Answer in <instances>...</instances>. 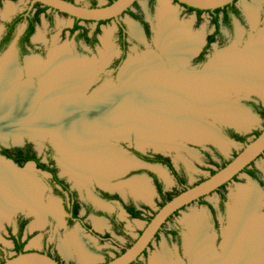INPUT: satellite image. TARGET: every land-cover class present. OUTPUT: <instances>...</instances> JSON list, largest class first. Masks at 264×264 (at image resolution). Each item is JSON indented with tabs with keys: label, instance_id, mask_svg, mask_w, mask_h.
<instances>
[{
	"label": "bare ground",
	"instance_id": "bare-ground-1",
	"mask_svg": "<svg viewBox=\"0 0 264 264\" xmlns=\"http://www.w3.org/2000/svg\"><path fill=\"white\" fill-rule=\"evenodd\" d=\"M259 6L253 3L246 7L252 23H256ZM158 7L156 44L162 55L149 52L142 58L130 56L122 68L119 87L108 82L87 96L95 65L78 59L62 46L51 52L47 71L40 73L38 86L31 81H13L14 53L7 54L0 64V136L6 139L2 135L9 131L15 138L26 131L34 138L54 134L67 170L81 178L88 167L100 184L110 187V177L137 164L109 140L119 135L129 138L127 129L133 123L143 138L141 143L153 139L159 148H175V137L190 136L199 141H215L226 149L225 139L214 127L206 126L203 113L210 112L215 117L219 114L217 119L226 117L237 127L253 123L254 117L242 108L227 104L225 94L231 87L264 92V32L258 39L252 38L244 49H236L238 39L202 71H188L185 66L202 44V35L193 32L191 20L179 21L169 0H159ZM132 29L141 35L138 26L133 24ZM108 38L107 35L104 44H108ZM165 57L168 67L163 61ZM26 60L29 74L41 72L38 59ZM179 69L182 71L177 72ZM11 83L24 85L13 88ZM29 169L27 166L17 170L0 159V224L22 205L44 212L35 196L37 185L28 177ZM128 184L139 198L152 200L153 188L145 176ZM261 192L258 184L251 181L233 195L235 206L230 212L231 227L226 230L228 240L221 246L224 256L214 253L204 217L186 216L187 249L194 264H264V216L261 218L257 212L263 202ZM56 208L54 205L52 209ZM36 224L43 222L39 219ZM97 226L101 227V223ZM67 237L63 247L78 249L83 264L94 261V257L81 250L75 235ZM32 243L38 244L36 240ZM166 256L163 252L154 255L151 264H169Z\"/></svg>",
	"mask_w": 264,
	"mask_h": 264
},
{
	"label": "rangeland",
	"instance_id": "rangeland-1",
	"mask_svg": "<svg viewBox=\"0 0 264 264\" xmlns=\"http://www.w3.org/2000/svg\"><path fill=\"white\" fill-rule=\"evenodd\" d=\"M75 1L80 4L89 5L92 0ZM95 1L97 4L100 5H105L109 3L108 0ZM169 1L173 10L177 11L179 21L191 20V28L193 32L200 33L202 35L203 41L204 39H206V36L209 33H213L215 31L216 24H214L212 16L208 12H204L200 17L201 20H199L196 11L187 10L182 4L178 3L175 0ZM253 3H259L260 5L258 11L259 13H257L258 18L256 20V23L251 22L248 9L246 8L248 4ZM158 6L159 0H154L153 2L151 0H138L137 4L131 8L133 12L141 13L142 15H144V17L150 24L152 28V33L149 39L145 38L143 34L144 32L142 29V25L139 20L133 17L130 13H124L119 17V19H112L100 25V32L97 35L98 40L93 47L91 45H88L86 39L81 35V30L78 29L72 31V28L75 24L74 18L69 15H65L61 12L52 11L51 9H48L47 12L41 14V21L37 23L35 33L32 36L35 49H32V51L26 54L22 59H19L18 57V63L15 57L13 56V62L14 65H16V75L15 78H13V81L14 79H19L20 82L24 84L30 83L31 81L33 84H35V86H38L40 73H42V71H47L46 68L47 63L49 61L48 57L51 55V52L54 48H61L62 46L69 49L72 54H75L77 56L78 59L93 63L95 65V74L93 82L86 91L87 96H90L95 91L102 88L108 82L114 84L116 87H119L122 84L120 77L123 71L121 72V69L123 66H125L126 61L122 62L118 68H112L110 62L112 58L117 57L120 54L117 34L118 23H124L126 25L127 30L137 37H134L135 41L131 46L136 48L135 50L129 49L126 59H128V56L130 55L134 56V58H142L144 54L149 52L153 53L154 55H162L161 49L156 44L157 14L159 8ZM236 6L241 10V19L235 18L234 28L231 29L222 22L223 12H220L219 22L221 24V32L220 35L217 37L216 42L213 44L212 51L208 56L207 61L202 65L191 67V69L193 70L189 68V63H187L185 68H187L188 71H202L204 69L203 67L206 64H212L213 62H215L213 59L216 55L224 53L238 39H240V41L239 43L236 42V49H244L247 43L252 38L258 39L262 34L261 32H264V0H238ZM31 7V0L0 1L1 34L5 29V23L7 20H9L13 15L25 11L26 9H29ZM79 24L87 29L88 36H93L95 34V30L98 27V23L93 21H80ZM133 24L139 27L141 31L140 36L134 33L132 29ZM107 35L109 37V42L108 44H104V40ZM222 38L224 39V41L220 42ZM7 50H5L3 53H0V59L5 56L4 54ZM9 51L11 50H8L7 53ZM78 55L81 57H79ZM32 57H35V59H38L41 63V72H37L35 74L31 73L33 75L29 74L30 72L26 60L27 58L29 59ZM109 59L110 61L107 62ZM163 61L165 63V66L168 67L169 60L165 57ZM20 68L23 69L24 74H29L28 77L24 75L21 79L22 71L20 70ZM180 71L182 70L179 69L177 72ZM24 84L12 85L11 83L10 87L13 86V88H20L21 86L23 87ZM225 99L226 101H228V105L242 108L243 111H246L249 116L254 117L253 123L250 126L246 125V127L240 124L238 127L240 129L237 130L235 125L229 122L226 117H221L217 119V117L221 115L217 114V116L215 117L210 112L207 113L204 111L203 120L205 121L206 126H212L218 131V129L216 128L217 126L222 130L223 133L225 129H232L238 133L246 135L247 141H251L252 139H254L256 134L264 129V117L260 116L256 112V110L252 108L253 106L251 104L256 103V105H258L259 107L264 108V92L260 90L257 92L254 90L248 91L244 88L235 89L231 87L227 90V93L225 94ZM249 109L252 110V113ZM127 130L130 132H128L129 138L124 139V136L119 135V137L117 138L109 139L111 141L110 143L113 144V147L115 146V148L123 152L125 155L126 153L123 149H126V145L142 151H157L170 155L173 158L176 166L184 171L188 185H193L207 178L210 175V169L217 170L220 168V164L222 163V161L214 152V148H216L227 159H232L239 151L242 150L244 146V144L242 143H236L231 141L229 138H224L227 148L223 149V147H221L220 144L216 143L215 141L210 142L205 140L203 142L199 141V139L197 140L190 136H184L174 138V141L178 144V147L159 148L156 143H154L155 140L153 139L150 142L141 143L140 140H143V138L142 136L138 135L137 128L134 123L130 125L129 129ZM2 136H6V139L0 137V142L5 145L21 144L25 140H30L33 142L35 149L39 153H44L46 150V143L50 142L56 147L57 152L58 146L55 143L56 141L54 140V134H45L32 138L26 131L21 132L19 137L15 138L14 133L12 131H9L8 134H3ZM56 157H59V155L56 154ZM61 158L60 160L62 161ZM130 159L132 160V158ZM130 167H128L127 170ZM148 168L152 167L148 166ZM250 168L258 169V171H260V173L264 177V154L259 157L250 166ZM154 170L159 171L160 173L163 172L164 175H166V177L160 175V180H162L163 182L165 192H170L171 194H178L183 189L176 183V181L169 172H165V168H162L159 165H154ZM121 175H118V177ZM141 176L148 177L147 173L137 172L135 173V175H132L128 179H124L125 181L121 180L119 183L116 182L115 184H113L109 180V184L113 186L116 185L117 187L115 186L114 188L122 190L126 199L130 201H135L139 204L140 201L137 198L138 195L132 194L133 192L128 182L134 180L135 177ZM88 177L93 176L88 170L84 169V173L81 176V179H84L83 181H85L86 179H88ZM114 177H117V175ZM251 181L256 183L257 180L254 179L251 175H249L246 171L242 172L235 179L227 183L225 187H223V189L206 195L202 199L193 202L182 210H180L170 222H167L165 224L162 231L159 233V236L151 243L146 254L141 257V260L144 261L145 264H151L154 255L163 252L165 256L167 255L165 258L167 260V263L169 264H194L192 261V257L190 256V253L187 249V236L189 235V229L184 221L187 215L192 214H195V216L197 217H204L208 233L212 237V247L214 249V253H216L218 256H224V252L221 246L228 240L226 230L231 227L230 212L231 208L235 206L233 195L238 192L239 187L246 184L248 185ZM124 186L128 187L131 193L127 189L123 191V189H125ZM38 193L39 188H37V193L35 194V196L38 195ZM261 193L262 195L264 194L263 191ZM33 194L31 193L32 196ZM222 194H224L225 196L226 204L225 211L223 212L221 211L219 206ZM152 198L153 200L148 203V205L151 207V210L148 211V213L146 214L148 215L147 218L145 220L131 218L124 220V227L127 236L113 233V239H115L113 242H110L109 240L105 242H99L96 238L91 237L85 231L81 232V230L78 228V224H75L69 229H66L65 227L58 228L56 223L54 221H51L46 229L45 227H43L40 229L30 230L31 224L33 226V223L31 221L28 225L27 230H29V233L32 232V234L31 238L27 242L26 248H36L51 251L53 252V254L60 256L65 263H69L71 259L76 258L78 264H83L82 255L78 249L74 248V246H70L68 248L62 246L65 239L68 238L67 236L77 234L79 242L86 247L85 252L94 257V261L88 264L103 263L105 261V251H107L113 258L116 256L115 253L117 250L121 251V246L126 248L129 247L131 240L136 239L141 234L147 222L150 221V218L148 217H152L160 209L161 204L163 203V199L158 194H154V197ZM257 212L261 216V218L264 216V213H262V210L260 211V208ZM121 214L122 212H120V215ZM2 223L3 221L1 222V224ZM1 224L0 241L5 244L4 247L6 248L8 254H12V244L9 236L7 235L9 234L7 227L11 225V222L2 224V226ZM102 229L103 224L100 230ZM105 229L106 228H104V230H102L101 232H105ZM34 240H36V242L38 243L37 245H34L32 243V241ZM0 256H3L2 252H0Z\"/></svg>",
	"mask_w": 264,
	"mask_h": 264
},
{
	"label": "flooded vegetation",
	"instance_id": "flooded-vegetation-1",
	"mask_svg": "<svg viewBox=\"0 0 264 264\" xmlns=\"http://www.w3.org/2000/svg\"><path fill=\"white\" fill-rule=\"evenodd\" d=\"M151 1L153 2L154 0ZM108 2L110 3V0H108ZM137 2L138 1H136L133 6H135ZM35 4L32 5L31 8L13 15L9 20L6 21L5 29L0 36V53H3L11 46V44L13 43L14 39L17 36L19 27L22 25H24L23 32L16 43V49L19 59H22L26 54L30 53L32 49H35V45L33 44V40H32L33 35L30 37V40H24V39L21 40V36L27 34V32L30 30L32 26L31 19H29L30 18L29 14L31 12V15H33L34 12L37 10L38 7H35ZM91 5L92 3L89 4V6ZM48 9H51L52 11H57L50 7ZM47 10L45 12H47ZM226 11L227 13L229 12V16L231 17L232 20L231 24L227 26L233 29L234 19L235 18L241 19V10L239 9L237 14L232 12L230 13V9L228 7L225 9V13ZM204 12H208L210 14L208 10H204ZM125 13H130L133 17L139 20V22L142 25V29L144 32L143 34L145 38L149 39L151 37L152 28L148 23V21L146 20V18L144 17V15H142L141 13H135L132 11V9H129ZM202 14L198 15V19L199 17H201ZM22 15L26 16L27 18H24V16ZM21 16L24 18V20L22 22H19L20 20L18 19ZM97 23L98 26L100 27L101 24L99 25V22ZM36 26L37 23L35 24V30H36ZM220 26L221 24L219 25V27L216 26L215 31L213 33H209L206 36V39H204L200 48L191 58L190 60L191 62H189L190 69L193 66L202 65L207 61L208 56L212 51L213 44L216 42L217 37L220 35L221 32ZM217 29L218 32L216 33ZM11 31L13 32V34L15 33L16 35L13 41L7 47L5 46V39L7 36H9ZM214 33H216L214 36V40L210 41L209 37ZM117 34H118L120 54L117 57H114L112 59L110 58L111 61L110 59L107 61V62L109 61L111 62L112 68H118L119 65L126 60L127 53L129 49L133 48L131 46L135 41L134 40L135 36L127 30L126 25L124 23L121 22L118 23ZM97 35L98 34L96 35L94 34L93 36H89V37H91V39L93 40L94 37L97 39ZM92 40L86 39L88 45H91L93 47L97 43V41H95L92 44ZM223 41L224 39L222 38L220 42ZM251 105L253 106L251 107L256 111L264 109L263 107H259L258 105H256V103H252ZM224 133L230 140H234L233 133H238V132L232 129H225ZM125 148L126 149L123 150H127L129 156L138 159L141 163L137 162V164L130 167L124 174L122 173L123 175L120 174L121 176L119 177L118 175L117 177L114 176L110 177L107 180L108 183L109 180L113 184H115L116 182L119 183L121 180L128 179L132 175H135V173L137 172L147 173L148 177L147 176L146 177L149 180L151 186L153 187L154 194H158L163 199V203L161 204V206L165 202H167L170 197L172 198L177 194H171L170 192H165L163 182L162 180H160V175L164 177H166V175H164V173L162 174L159 171L154 170V168H148L149 165H153V166L159 165L160 167L165 168L166 169L165 172L166 173L169 172L172 175L176 183L183 188L182 190H184L187 186H189L187 180L184 182V184L181 183L180 179L181 178L186 179V175L182 169H179L176 166L173 158L170 155L165 153H160L157 151H142L133 147H129L128 145H126ZM214 152L220 158L219 155L221 153L216 148H214ZM56 154H58L59 157H56ZM60 158H61V153L56 152V147L50 142L46 143V150L44 153H39L35 149L33 142L30 140H25L21 144H11V145H5L0 142V159L9 162L17 170H24L26 169L27 166L30 167L28 172L29 173L28 177L30 181L33 182V184L37 185V188H39V193L38 195H36V197H38L37 202L45 208L44 212L40 213L39 211L37 212V210H33V209L31 210V208L28 205H22V207H18L14 211H12L8 218L7 217L4 218L2 224L11 222V225L7 227L9 231V234L7 235L10 238L13 252L12 254H8L6 248L4 247L5 244L2 241H0V252L3 253V256H0V264H2L7 258L18 254L20 245H22L23 252L37 250L54 257L61 264H78L76 258L71 259L69 263H65L60 256L53 254V252L51 251H46L36 248H26L27 242L31 238V234H32V232L29 233V230H27L28 225L31 221L33 223V226L31 224L30 230L40 229L43 227H45L46 229L51 221H54L58 228L65 227L66 229H69L75 224H78L79 225L78 228L81 230V232L85 231L91 237L96 238L99 242H105L108 240L110 242H113L115 240L113 239V233L127 236L124 227V220H127L129 218L145 220L147 218L148 215L146 214L148 213V211L151 210V207L148 205V203L151 202L153 198L151 201H144L143 199L137 197L140 201L138 204L135 201H130L126 199L122 190L118 188H114L116 185L115 186L112 185L113 186L112 188L107 185H102L100 184L99 181H97V179L93 178L94 177L93 175H92L93 177H88V179L83 181L84 179L75 177L71 170H67L64 164L62 163V161L60 160ZM12 162H14L17 165V167ZM221 165L222 163L220 164V166ZM85 169L91 173L88 167H86ZM245 171L249 175H251L249 173L251 171L252 173L251 176L257 180L261 190L264 192V177L260 173V171H258V169L256 168L252 169L250 167L245 169L244 172ZM210 174H211V170H210ZM136 178L138 177H135V179ZM225 185H223V187H225ZM223 187H220L217 191L223 189ZM124 188L125 189H123V191L126 189L130 191L128 187L124 186ZM132 194L135 195V193ZM263 195H262L263 202L260 207V211L262 210V213H264ZM54 205L57 206L56 210L52 209ZM219 206L222 212L225 211L226 204H225L224 194L221 195ZM120 212H122L121 215ZM135 213H137L138 216H135ZM175 215H173V218ZM152 217H148L150 218L149 220H151ZM39 219L42 220L43 224L39 226L37 225L34 226V222H36ZM172 219L168 220L167 222H170ZM95 222H96V226H95ZM98 222L101 223V227L97 226ZM102 224H103L102 230L106 228L105 232H101L102 230H99L102 228ZM161 231L162 230H160V232ZM74 235L77 237V240L79 242L78 235L77 234ZM158 236L159 234L157 235V237ZM132 240L130 242V245L136 239H132ZM80 248L82 251L84 250L83 252H85L86 247L82 243H80ZM125 250L126 247L121 246V251L117 250L115 255L117 256L120 253L124 252ZM146 252L147 250L144 252L143 255H145ZM104 256H105L104 262L112 259V257L107 251L104 252ZM139 262H143L145 264V262L142 261L141 259L135 262L134 264H139Z\"/></svg>",
	"mask_w": 264,
	"mask_h": 264
},
{
	"label": "water",
	"instance_id": "water-1",
	"mask_svg": "<svg viewBox=\"0 0 264 264\" xmlns=\"http://www.w3.org/2000/svg\"><path fill=\"white\" fill-rule=\"evenodd\" d=\"M136 1L138 0H114L113 2L105 5L98 4L96 6H89V5L80 4L77 1H70V0H31L32 5H34L35 3H41L42 5L48 6L59 12L65 13L74 19L77 18L82 21H93V22L107 21L110 19H119V17L122 14H124L125 12H127L129 9L132 8V6ZM177 1L180 4L187 5L194 9L215 10L217 8H223L231 3H234L235 1L237 2L238 0H177ZM23 28L24 25L19 27L16 38L14 39L11 46L8 48V50L11 51L7 53L8 51L7 50L5 52L4 54L5 56L0 59V64L3 62L4 58L10 52L14 53L15 59L17 60L18 63L16 43L23 32ZM0 36H1V30H0ZM135 48L136 47H133L132 50H135ZM130 56H128V59L125 60L126 61L125 64L129 61ZM190 60L189 62H191ZM20 70L22 71L21 79L23 78L24 75L28 77L27 73L24 74L23 69L20 68ZM248 93H252V92H248ZM249 110L252 113V110L251 109ZM235 127L237 130L240 129L236 125ZM216 128L218 129L223 139L228 138L220 128H218L217 126ZM231 141L236 142L234 140ZM124 151L128 157L132 158L136 162L141 163L138 159L129 156L127 150ZM57 152L60 153L58 147H57ZM263 154H264V129L259 133V135L255 136L254 139L248 141L243 146L242 150L239 151L232 159H230V161L226 165L217 169L213 174H210L204 180L194 185L187 186L184 190H182L177 195L173 196L170 200L165 202L160 207V209L153 215L151 220L147 222L146 226L142 230L141 234L136 238V240L128 248H126L124 252L113 257L109 261L104 262L103 264H134L135 262L140 260L144 252L148 250L151 243L156 239L160 230H162L164 224L169 220L171 216L175 215L176 212H179L189 204L196 202L202 199L203 197H205L206 195H209L217 191L221 186L235 179L240 173L244 172L245 169L249 168L251 164L254 163ZM12 163L17 167V165L14 162ZM150 166L154 168L153 165H149V167ZM256 184H258V186L260 187L257 181ZM2 264H61V263L58 260H56L54 257L46 253L37 250H31V251H24L12 257H9Z\"/></svg>",
	"mask_w": 264,
	"mask_h": 264
},
{
	"label": "trees",
	"instance_id": "trees-1",
	"mask_svg": "<svg viewBox=\"0 0 264 264\" xmlns=\"http://www.w3.org/2000/svg\"><path fill=\"white\" fill-rule=\"evenodd\" d=\"M70 1H72V0H70ZM113 1H114V0H110V3L113 2ZM175 1H177V0H175ZM177 2H178V1H177ZM91 3H92L91 6H96V5H97L95 0H92ZM183 5H184V4H183ZM184 6H185L189 11H197L198 15H200V14H202V13L204 12V10H201V9H194V8L189 7V6H187V5H184ZM35 7H38V8H37V10L34 12V14L31 15V12H30V14H29V16H30L29 19H31L32 26H31L30 30L27 32V34L21 36V40H22V39H24V40H30V37H31V36L34 34V32H35V24L38 23V22L41 20V19H40L41 14L44 13V12L49 8L48 6H44V5H42L41 3H36V4H35ZM228 7H229V9H230V13H231V12H232V13H236V14L238 13V10H239V9H238V7L236 6V1H235L234 3H231V4H229V5L225 6V7H223V8H217V9H215V10H208V11L210 12V14L212 15V20H213L214 24H216L217 27H219V25H220V22H219V13H220V12H223L222 22H223L224 24H226V25L231 24V21H232V20H231V17L229 16V12L227 13V11H226V13H225V9L228 8ZM64 14H65V13H64ZM65 15H67V14H65ZM22 16H24V15H22ZM22 16L18 19V20H20L19 22H22V21L24 20V18H27L26 16H24V18H23ZM199 20H201L200 17H199ZM80 21H81L80 19L75 18V24H74V26H73V28H72V31H73V30H78V29H79V30H81V31H80V32H81V35H82L85 39L92 40L91 37L88 36V31H87V29L79 24ZM107 21H108V20H107ZM107 21H99V25L102 24V23H105V22H107ZM99 32H100V27L98 26L97 29L95 30V35L98 34ZM217 32H218V29H217L216 33H217ZM216 33L210 35V37H209V40H210V41L214 40V36H215ZM15 35H16V34H15V33L13 34L12 31L10 32L9 36H7L6 39H5V46L8 47V45L13 41ZM95 41H97V39L94 37L93 40H92V44H93ZM7 47H6V48H7ZM256 112H257L260 116L264 117V109L258 110V111H256ZM259 133H260V132H258V133L256 134V136L259 135ZM233 139H234L235 141L239 142V143L244 144V145L248 142V141H247V136H246V135H242V134H238V133H233ZM219 156H220V159H221V161H222V165H221L220 167L226 165V164L230 161V159H227L226 157H224V156L221 155V154H220ZM216 164H217V163H216ZM210 170H211V174H213V173L216 171V170H214V169H210ZM249 173L252 175L251 171H250ZM180 181H181L182 184H184V182L186 181V179H182V178H181ZM221 187H223V186H221ZM170 199H171V197H170L168 200H170ZM177 213H178V212H176L175 214H177ZM135 216H138V214L135 213ZM172 218H173V216H171V217L169 218V220L172 219ZM21 252H23L22 245H20V247H19V253H21ZM139 264H144V263H143V262H139Z\"/></svg>",
	"mask_w": 264,
	"mask_h": 264
},
{
	"label": "crops",
	"instance_id": "crops-1",
	"mask_svg": "<svg viewBox=\"0 0 264 264\" xmlns=\"http://www.w3.org/2000/svg\"><path fill=\"white\" fill-rule=\"evenodd\" d=\"M100 230V229H99Z\"/></svg>",
	"mask_w": 264,
	"mask_h": 264
}]
</instances>
